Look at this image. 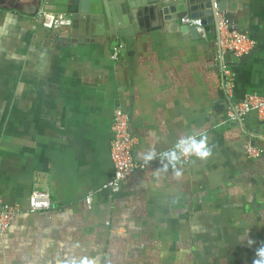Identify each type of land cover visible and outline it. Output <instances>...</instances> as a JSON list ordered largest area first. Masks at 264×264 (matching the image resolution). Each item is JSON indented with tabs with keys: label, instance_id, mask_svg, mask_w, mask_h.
<instances>
[{
	"label": "crops",
	"instance_id": "0c3cea01",
	"mask_svg": "<svg viewBox=\"0 0 264 264\" xmlns=\"http://www.w3.org/2000/svg\"><path fill=\"white\" fill-rule=\"evenodd\" d=\"M238 1L254 49L229 68L230 100L216 44L186 41L170 23L137 33L127 51L85 24L44 29L36 0H0V199L21 208L0 236V264H252L244 238L264 241V121L223 122L232 102L264 97V0ZM117 109L145 170L113 194ZM189 132H206L213 154L183 161L180 178L156 171L159 155L140 158ZM247 145L261 157L247 159ZM32 194L49 195V209L28 212Z\"/></svg>",
	"mask_w": 264,
	"mask_h": 264
},
{
	"label": "water",
	"instance_id": "95a60500",
	"mask_svg": "<svg viewBox=\"0 0 264 264\" xmlns=\"http://www.w3.org/2000/svg\"><path fill=\"white\" fill-rule=\"evenodd\" d=\"M239 6L238 0H36L38 10L69 15L73 28L88 25L94 36L111 35L112 39L123 40L127 51L134 46L137 33L145 32L149 26L162 28L167 23L172 24L184 40L199 41L196 28L182 25L185 17L200 20L211 43L220 39L222 20L229 33L243 34L244 19L236 16ZM248 56L237 58L226 54L221 58L224 66L230 68Z\"/></svg>",
	"mask_w": 264,
	"mask_h": 264
},
{
	"label": "built area",
	"instance_id": "2783aa9c",
	"mask_svg": "<svg viewBox=\"0 0 264 264\" xmlns=\"http://www.w3.org/2000/svg\"><path fill=\"white\" fill-rule=\"evenodd\" d=\"M30 1V0H28ZM36 22L46 30L68 29L73 26L71 16L61 13H50L39 10L33 16ZM182 25L194 27L200 38L207 41V34L200 20H192L188 17L182 19ZM220 39L215 42L220 51V58L226 54H232L237 58L248 56L254 49V43L244 34L229 33L227 24L222 20L219 23ZM123 50L121 44H117L111 54V59L116 61ZM222 62V78L224 80L223 88L228 99H233L234 92V76L229 67H225ZM255 113L258 118L264 121V97L248 95L239 103L230 104L223 125L242 123L250 114ZM131 117L128 113L121 109H117L113 113L112 119V142H111V160L114 166V176L112 180L104 187L113 194L120 192L122 185L136 171L145 170V165L138 164L134 160V151L138 144L136 138L130 131ZM244 153L247 159L256 160L261 157L262 151L256 147L245 146ZM194 157L188 158L186 163L190 162ZM86 202L90 206L92 197H88ZM50 207L49 195L32 194L27 200V211L30 213L45 211ZM21 212V208L16 204L4 203L0 199V236L8 231L11 222Z\"/></svg>",
	"mask_w": 264,
	"mask_h": 264
},
{
	"label": "clouds",
	"instance_id": "9594fccd",
	"mask_svg": "<svg viewBox=\"0 0 264 264\" xmlns=\"http://www.w3.org/2000/svg\"><path fill=\"white\" fill-rule=\"evenodd\" d=\"M212 154L213 148L209 144L206 132L200 134L189 132L179 137L171 149L157 154L154 148H149L140 154V158L145 164H148L157 159V155H159L161 167L156 171L167 172L172 169L174 176L180 178L183 160L195 157L203 161L209 159ZM178 165H181V167L178 168ZM244 239L246 245L253 248L252 264H264V241L257 243L250 237V234H246ZM65 264H95V262L84 256L79 259L73 258L65 261Z\"/></svg>",
	"mask_w": 264,
	"mask_h": 264
}]
</instances>
